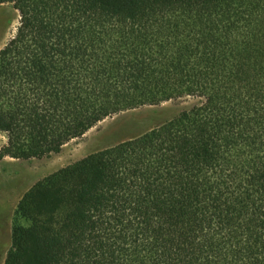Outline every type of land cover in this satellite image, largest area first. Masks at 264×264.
<instances>
[{"label": "trees", "instance_id": "16d2710c", "mask_svg": "<svg viewBox=\"0 0 264 264\" xmlns=\"http://www.w3.org/2000/svg\"><path fill=\"white\" fill-rule=\"evenodd\" d=\"M3 3L0 160L192 99L22 194L3 264H264V0Z\"/></svg>", "mask_w": 264, "mask_h": 264}, {"label": "rangeland", "instance_id": "374dc122", "mask_svg": "<svg viewBox=\"0 0 264 264\" xmlns=\"http://www.w3.org/2000/svg\"><path fill=\"white\" fill-rule=\"evenodd\" d=\"M18 22V12L13 5L0 4V48L14 36ZM191 104L192 99L168 101L158 106L122 112L100 121L81 137L66 143L58 153L40 159L5 157L0 160V264L4 263L10 251L13 225L27 224L25 219L17 214L16 205L29 188L95 151L167 121ZM5 141V136L0 133V148Z\"/></svg>", "mask_w": 264, "mask_h": 264}]
</instances>
